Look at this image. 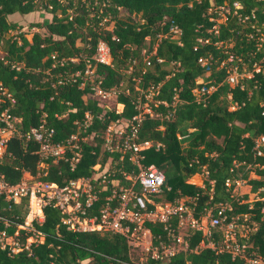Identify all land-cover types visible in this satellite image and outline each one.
Here are the masks:
<instances>
[{
	"label": "trees",
	"instance_id": "obj_1",
	"mask_svg": "<svg viewBox=\"0 0 264 264\" xmlns=\"http://www.w3.org/2000/svg\"><path fill=\"white\" fill-rule=\"evenodd\" d=\"M217 6L229 11L213 34L210 18L217 15L209 9ZM120 9L126 12L125 18L118 15ZM40 10L47 11L50 18L29 23L33 28L29 39L17 21L9 18ZM172 26L178 29L176 39L170 38ZM262 31L264 0H0V87L12 100L3 98L0 112L6 109L18 118L15 126L20 133L43 122L52 129L56 142L75 132L87 114L90 123L85 132L93 133L80 143L73 164L40 160L33 141L13 135L0 159V178L13 184L27 172L62 186L71 179L92 177L95 163L114 162L119 157L117 152L100 148L99 135L111 121H130L138 114L136 104L146 103L150 115L142 113L141 119L133 122L138 140L151 142V147L141 152V161L157 166L167 187L149 198L162 203L197 194L200 204L209 195L211 202L228 201V217L247 216L239 219L246 225L239 238L246 253L260 256L264 262V144L259 146L261 155L254 149L255 140L264 136V42L258 39ZM99 40L108 45L111 60L109 65H94L93 78L101 90H116L114 103L120 110L114 106L105 109L94 97L90 83L79 87L82 75L68 77L75 70L82 74L84 61ZM216 41L221 45L215 46ZM200 57L207 59V71L199 65ZM69 58L76 61L59 63ZM221 61L227 62L220 65ZM238 62L252 75L229 86L223 80L226 65L237 64L240 71ZM254 62L259 67L256 72L251 67ZM198 79L214 86L204 101H197L192 91L200 86ZM148 92L150 101L144 97ZM156 142L160 146L155 149ZM126 157L115 167L120 164L121 169L134 173L135 166ZM249 171L256 177L248 178ZM203 172L202 186L188 182L192 175ZM114 177H119L118 173ZM226 179L229 186L224 184ZM238 179L245 180L249 191L255 193L251 201L242 202L246 194L231 193ZM26 211V198L18 204L0 198V230L12 234ZM42 215V221L32 222L41 241L14 254L0 248V264H126L136 253L118 233L66 229L59 221V211L50 205L42 208ZM159 226H150L154 243L156 235L165 236ZM18 231L20 241L29 235ZM217 238L213 249L193 251L201 236L192 232L185 237V251L149 263L242 264L240 258L218 251Z\"/></svg>",
	"mask_w": 264,
	"mask_h": 264
},
{
	"label": "built area",
	"instance_id": "obj_2",
	"mask_svg": "<svg viewBox=\"0 0 264 264\" xmlns=\"http://www.w3.org/2000/svg\"><path fill=\"white\" fill-rule=\"evenodd\" d=\"M233 5L236 6L235 3ZM228 11L229 9L224 6L209 9V12L217 15V17L210 18L213 21L211 26L213 34L217 33L218 24L225 20ZM246 18L238 20L243 21ZM169 31L171 32L170 38L176 39L178 29L172 26L169 27ZM260 35L261 33L258 38L259 42H264ZM213 44L218 47L221 41ZM258 46L260 43L257 44V48ZM230 59V57L227 58V61ZM110 60L108 45L99 40L93 54L89 59H85L82 74L79 70H75L69 73L68 77L82 75L79 87H82L85 82L90 83L94 94L104 96L108 91L98 87V83L93 78V71L94 65H109ZM236 60L239 61V58ZM67 61L75 62L76 58L62 59L59 63ZM227 61H221L220 65ZM198 63L205 67V71L208 70V61L205 57L198 58ZM238 63L242 64L240 71L237 64L226 65V75L223 80L229 86L237 84L240 78H249L252 75L245 64ZM251 67L255 72L259 69L255 62ZM74 78H72L73 81ZM196 82L200 86L192 90L198 96L195 99L204 101L206 95L214 90V86H206L202 79ZM150 96V92L144 95L147 101L151 100ZM3 98H8L12 102L10 94L0 87V102ZM141 106L136 104L138 114L130 121H111L99 135L102 139L100 148L110 153L117 152L119 157L118 161L111 162L110 159V162L108 160L105 164L95 163L92 166L95 172L92 177L71 179L62 186L41 180L37 178L38 175L34 177L27 172H23L20 179L13 184L0 178V198L10 204H18L22 199H27V211L23 221L15 225L12 234L0 230V248H7L9 253L14 254L28 249L33 242L41 241L42 236L34 231L32 222L42 221V208L50 205L59 211V221L70 231L110 232L122 235L128 249L138 255L136 260L130 257L126 264H150L149 260H160L180 250L185 251L187 249L185 237L192 232H198L201 236L193 251L202 247L213 249L217 236L218 251L227 252L231 258H240L242 264H264L260 256L246 253V245L239 239L243 236L246 225L239 222V219L246 220L247 216L235 214L228 217L227 212L231 210L228 201L211 202L209 195L208 199L200 204L197 194L180 195L172 202L162 203L149 198V195L159 194L167 187L164 184L161 170L152 163L144 165L141 161L143 158L141 152L151 147L150 141L138 140L133 124L141 119L142 113L150 115L149 107L146 106L141 112ZM17 122L18 118L11 116L6 109L0 112V159L5 154V143L8 138L17 135L36 144L35 153L40 160H64L73 164L78 159L80 143L92 138L93 135V133L85 132L90 123V117L87 114L81 123H77L76 131L60 142L52 140L53 131L43 122L22 133L15 126ZM262 144H264V136L255 140L256 155H261L259 146ZM159 146L158 142L154 144L155 149ZM124 155L127 156V161L135 166L134 173L121 169L120 164L115 167ZM114 173H118L119 177H114ZM200 175L203 180L206 172ZM110 176L113 178H109ZM202 180L198 186H202ZM238 180L234 181L233 187L238 184ZM209 184H212V181H209ZM224 184L229 186L230 180L226 179ZM4 225H8V222L4 221ZM151 225H160L159 228L165 233L164 238H158L159 235H156V243L153 242ZM20 229L26 233L29 232L23 241L19 238L18 230Z\"/></svg>",
	"mask_w": 264,
	"mask_h": 264
},
{
	"label": "rangeland",
	"instance_id": "obj_3",
	"mask_svg": "<svg viewBox=\"0 0 264 264\" xmlns=\"http://www.w3.org/2000/svg\"><path fill=\"white\" fill-rule=\"evenodd\" d=\"M118 15L122 18H125L127 16L126 12L122 9L119 10L118 12ZM9 18H11L12 20H15L17 21L18 25H20V31L24 32L25 33V36L27 39L30 38L31 36V33L33 31V28H29L27 25L29 23H32V22H36V21H41L43 18H50V14L47 12V11H44V10H40V11H36V12H32V13H29V14H26L22 17H18V16H10ZM136 18V17H135ZM220 20V18H219ZM105 21V19H103L100 23L102 24L103 22ZM110 24H107L105 25L106 28H110ZM14 31H11L9 32V34H12ZM260 37L262 39H264V31L261 32V35ZM115 93H116V90L115 89H112L110 91H108L106 93V95L104 96H101V95H96L95 94V98L96 100L99 101V103L105 108V109H111L113 106L116 110H120V105L118 104H115L114 103V100H115ZM195 97L198 98V96L194 93ZM146 103H143L142 104V108H141V112L144 111V109L146 108ZM248 178H254L256 177L254 175V172L253 171H249L248 172ZM201 180H202V176L200 174L198 175H193L190 179V182L191 183H194L196 185H199L201 184ZM231 193L235 196H239V195H242V194H246L247 195V199L245 200H242V202H245V201H251L253 198H255V193H251L249 191V185L245 182V180H238V184L235 185L232 190H231ZM40 239V238H38ZM138 258V255L135 254L132 259L136 260Z\"/></svg>",
	"mask_w": 264,
	"mask_h": 264
}]
</instances>
